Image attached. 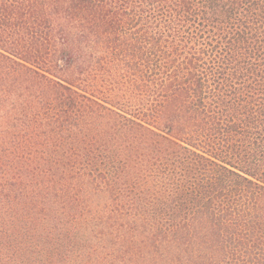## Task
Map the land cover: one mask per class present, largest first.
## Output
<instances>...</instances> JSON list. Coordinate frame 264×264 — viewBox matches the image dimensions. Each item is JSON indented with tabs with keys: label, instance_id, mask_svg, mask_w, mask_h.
Instances as JSON below:
<instances>
[{
	"label": "trees",
	"instance_id": "trees-1",
	"mask_svg": "<svg viewBox=\"0 0 264 264\" xmlns=\"http://www.w3.org/2000/svg\"><path fill=\"white\" fill-rule=\"evenodd\" d=\"M0 264H264V0H0Z\"/></svg>",
	"mask_w": 264,
	"mask_h": 264
}]
</instances>
